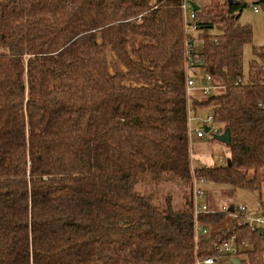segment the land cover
<instances>
[{
    "label": "trees",
    "instance_id": "16d2710c",
    "mask_svg": "<svg viewBox=\"0 0 264 264\" xmlns=\"http://www.w3.org/2000/svg\"><path fill=\"white\" fill-rule=\"evenodd\" d=\"M182 1L0 0V264H195L231 237L264 264V234L207 196L196 238L191 197L196 177L264 205V47L244 71L246 4L193 1L221 92L191 112L229 132L230 164L192 169Z\"/></svg>",
    "mask_w": 264,
    "mask_h": 264
},
{
    "label": "built area",
    "instance_id": "2783aa9c",
    "mask_svg": "<svg viewBox=\"0 0 264 264\" xmlns=\"http://www.w3.org/2000/svg\"><path fill=\"white\" fill-rule=\"evenodd\" d=\"M182 12V25H183V56L185 60V92L187 98V111H188V135H195L197 140H203L205 137H209L214 140L216 136H220L223 132L213 122L211 114L203 116H194L191 112V97L197 92L201 94L203 98L209 97L217 87L211 84V77L208 74H197L199 68L203 66V59L199 53V47L201 44L198 38V27L196 25V14L190 6L189 2L183 0L180 5ZM253 12H257L255 7H252ZM241 79L238 78L236 85L240 83ZM264 82V78H263ZM194 125V126H193ZM205 129H208L206 132ZM191 156V154H190ZM219 164L224 165L223 157L218 158ZM192 167V166H191ZM194 167H192L193 169ZM193 171V170H192ZM206 182L202 179L194 177L193 185L191 190L192 197V213L194 218V232L195 237L200 235H206V230L200 226L198 222V216L201 213L209 211L208 206L205 202L206 192L202 185ZM232 207V211H230ZM230 207L223 205L217 211L221 213L229 214L232 217L239 218L240 225H246L253 231L259 234H264V205L254 214L250 215L245 206H234ZM233 237L229 240L224 241L219 246L215 247L217 256H211L206 258L197 259L195 264H216L217 261L222 257H228L229 259H237L236 255L243 249H247V244L238 246L234 243Z\"/></svg>",
    "mask_w": 264,
    "mask_h": 264
},
{
    "label": "rangeland",
    "instance_id": "374dc122",
    "mask_svg": "<svg viewBox=\"0 0 264 264\" xmlns=\"http://www.w3.org/2000/svg\"><path fill=\"white\" fill-rule=\"evenodd\" d=\"M186 1L193 3L195 0ZM243 2L246 4V8L240 13L238 22L241 25H248L252 30V39L249 43L244 45L242 53L243 68L244 71H246L248 63L256 60L253 55V49L259 50L264 47V11L260 4L257 3L258 0H243ZM252 7L257 9L256 13L252 11ZM219 92H221V90L212 93ZM195 95L201 96L199 93H195ZM201 98L203 97L201 96ZM190 153V163L194 168L200 165L217 166L219 165L218 158L223 157L224 161L227 162L229 157V149L224 143L212 140L209 137H205L203 140H197L195 135L190 136ZM202 187L206 192L207 200H209V202L218 210L223 205L228 207L231 205H234L235 207L245 206L249 214L254 215L260 209L259 197L254 192L233 189L229 186L216 185L213 183H205ZM135 191L141 196L144 193L153 191V188L150 185L141 184L136 187ZM168 191L174 194L173 204L178 208L183 206L184 201L176 197L177 192L170 191L167 188L160 190L157 199L163 198ZM216 264H231V262L228 257H222Z\"/></svg>",
    "mask_w": 264,
    "mask_h": 264
},
{
    "label": "water",
    "instance_id": "95a60500",
    "mask_svg": "<svg viewBox=\"0 0 264 264\" xmlns=\"http://www.w3.org/2000/svg\"><path fill=\"white\" fill-rule=\"evenodd\" d=\"M229 3H232V0H228ZM259 2H264V0H259ZM190 6L192 7V9L194 11H197L198 10V6H196L194 3L192 2H189ZM205 131L207 132L208 129H205ZM214 140L218 141V142H221V143H224L225 145H228L229 144V132L226 130L223 132L222 135L220 136H216L214 138ZM227 164L229 165V161H227ZM230 211H232V207H230ZM230 262L231 264H241L240 261L238 259H234V258H231L230 259Z\"/></svg>",
    "mask_w": 264,
    "mask_h": 264
},
{
    "label": "crops",
    "instance_id": "0c3cea01",
    "mask_svg": "<svg viewBox=\"0 0 264 264\" xmlns=\"http://www.w3.org/2000/svg\"><path fill=\"white\" fill-rule=\"evenodd\" d=\"M191 154V153H190Z\"/></svg>",
    "mask_w": 264,
    "mask_h": 264
}]
</instances>
